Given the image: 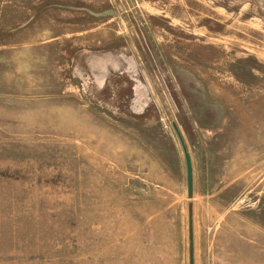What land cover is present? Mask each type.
I'll list each match as a JSON object with an SVG mask.
<instances>
[{
  "label": "rangeland",
  "instance_id": "rangeland-1",
  "mask_svg": "<svg viewBox=\"0 0 264 264\" xmlns=\"http://www.w3.org/2000/svg\"><path fill=\"white\" fill-rule=\"evenodd\" d=\"M187 201L264 264V0H0V264H187Z\"/></svg>",
  "mask_w": 264,
  "mask_h": 264
},
{
  "label": "water",
  "instance_id": "water-1",
  "mask_svg": "<svg viewBox=\"0 0 264 264\" xmlns=\"http://www.w3.org/2000/svg\"><path fill=\"white\" fill-rule=\"evenodd\" d=\"M171 125L178 138L181 146L184 168H185V187L186 196L190 197L192 194V172H191V161L189 153L186 149L182 136L174 121H171ZM186 221H187V264H193V245H192V213H191V202L187 201L186 204Z\"/></svg>",
  "mask_w": 264,
  "mask_h": 264
}]
</instances>
